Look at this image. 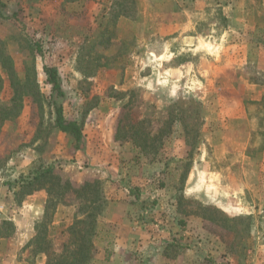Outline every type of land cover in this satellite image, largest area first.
I'll return each instance as SVG.
<instances>
[{
    "label": "rangeland",
    "instance_id": "374dc122",
    "mask_svg": "<svg viewBox=\"0 0 264 264\" xmlns=\"http://www.w3.org/2000/svg\"><path fill=\"white\" fill-rule=\"evenodd\" d=\"M263 98L264 0H0V264L72 263L82 186L97 221L117 196L141 228L125 264H264ZM42 200L46 239L42 224L32 243L40 216L13 256L30 222L12 208Z\"/></svg>",
    "mask_w": 264,
    "mask_h": 264
},
{
    "label": "trees",
    "instance_id": "16d2710c",
    "mask_svg": "<svg viewBox=\"0 0 264 264\" xmlns=\"http://www.w3.org/2000/svg\"><path fill=\"white\" fill-rule=\"evenodd\" d=\"M65 1H73V0H65ZM43 71L46 74L47 83L51 85L52 93L53 92L61 93L60 82L57 77L56 69L44 66ZM54 106H55V126L63 132H69L73 134L76 140L79 141L82 134L79 124L76 121L65 119L60 105L54 104ZM52 171H53L52 166L42 167L39 170V172H37L33 176L32 181L37 180ZM32 181H27L26 184H31ZM82 188L83 186L81 188L79 187L69 188V190L77 198L80 197L78 198V202H79L78 204H82V205L86 204V209H87L84 218L80 219L77 216H74L72 220V224L67 228V233L69 234V240H75V242L77 243V248L68 251L69 254L68 256H70L74 260L70 264H87V262L90 261L94 257V254L96 253V247L94 246L93 243V236L95 234L97 216L99 215V212L93 211V205L97 202L99 198L98 197L99 192H98V188L95 187L89 189H82ZM81 200L82 203H80ZM54 204L55 203H53L51 200H48L46 202L42 216L38 219V221L35 222L34 227L36 232L32 243L36 241V239L39 237V234H41L38 231V227L42 224H45V233L44 232L43 233L45 234L44 239H46V232H47L46 225L47 222H51L52 220L53 210H54V207L52 205ZM11 226H13L11 221L3 220L2 223L0 224V237H8L10 234L8 232H5L4 230H8ZM66 250L67 248L64 249V251ZM41 252L45 253L44 250H42ZM65 253L66 252H64V254Z\"/></svg>",
    "mask_w": 264,
    "mask_h": 264
},
{
    "label": "crops",
    "instance_id": "0c3cea01",
    "mask_svg": "<svg viewBox=\"0 0 264 264\" xmlns=\"http://www.w3.org/2000/svg\"><path fill=\"white\" fill-rule=\"evenodd\" d=\"M31 196H33V194L27 195L28 198H30ZM118 200L120 199L117 196H115L113 200L110 199L108 201L109 204H108V207L106 208V211L101 216L98 217V221H97L99 224L101 223L100 219L104 220V225L106 226L105 233H103V231L100 232L99 229L97 228L96 234L94 236L95 238L94 245L95 247L98 248L96 249V253L94 254V256L97 255L99 258L101 257V255L103 256V254H106V257L110 255L108 257L110 259L106 258L107 260L106 264H125L127 262L123 260L125 259V256L126 255L131 256L133 254L132 250H136L135 248H142L139 242L144 243V240L138 241V239L143 236L140 231L141 228H139L135 223L131 221L130 213H128V210L125 204H123V202H120ZM29 203L30 204H29L28 212L25 211V213H23L22 211H16V210H19L20 207H18V209L16 210H14L13 208L11 210L15 212L14 214L15 216L10 217V219L13 220L15 225H18L16 223V220L24 219L26 223L30 222V228H28V230L26 231H23L20 226H16V233L13 236L14 238H12V240L10 238V240L12 241L11 244H13V242L15 244L14 248L11 249L12 255L14 253L13 256H15V251L18 252L22 250L23 245H25L30 240V238L33 235L34 220L42 216L44 212V200H42L40 203L35 202V201L34 202L29 201ZM11 205L12 204L10 203V206ZM2 221L3 220H1L0 223H2ZM27 231L28 233L30 232L32 233H30V236L28 235L29 237L24 239V242H23L22 236L25 235ZM100 234H104V237H107L108 239V240H104L101 243V245H99L100 242H98L99 238L96 237L97 235H100ZM5 238L7 237H0V241L5 240ZM132 242H135L134 244H136V247H133L134 244H132ZM17 243H18V246L16 245ZM99 252H101V254ZM134 253H136V251H134ZM93 258L91 261L95 262ZM118 258L120 259L118 260ZM96 264H102V263L98 261V263Z\"/></svg>",
    "mask_w": 264,
    "mask_h": 264
},
{
    "label": "built area",
    "instance_id": "2783aa9c",
    "mask_svg": "<svg viewBox=\"0 0 264 264\" xmlns=\"http://www.w3.org/2000/svg\"><path fill=\"white\" fill-rule=\"evenodd\" d=\"M4 210V205L0 203V212Z\"/></svg>",
    "mask_w": 264,
    "mask_h": 264
},
{
    "label": "bare ground",
    "instance_id": "6f19581e",
    "mask_svg": "<svg viewBox=\"0 0 264 264\" xmlns=\"http://www.w3.org/2000/svg\"><path fill=\"white\" fill-rule=\"evenodd\" d=\"M160 57V56H159Z\"/></svg>",
    "mask_w": 264,
    "mask_h": 264
}]
</instances>
